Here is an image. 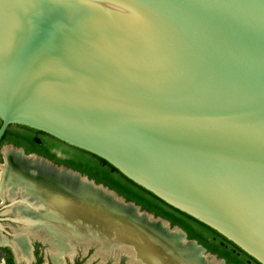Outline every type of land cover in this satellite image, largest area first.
<instances>
[{"label": "water", "instance_id": "obj_1", "mask_svg": "<svg viewBox=\"0 0 264 264\" xmlns=\"http://www.w3.org/2000/svg\"><path fill=\"white\" fill-rule=\"evenodd\" d=\"M13 126L101 158L264 264V0H0V138ZM128 252L110 257L136 264Z\"/></svg>", "mask_w": 264, "mask_h": 264}, {"label": "bare ground", "instance_id": "obj_2", "mask_svg": "<svg viewBox=\"0 0 264 264\" xmlns=\"http://www.w3.org/2000/svg\"><path fill=\"white\" fill-rule=\"evenodd\" d=\"M1 154L0 197H19L14 206L23 228L18 231V249L27 245L24 230L46 231L52 237L67 235L63 238L64 249L69 237L86 244L93 240L101 257L126 248L128 260L136 257V264H221L199 246L185 241L180 230L167 228L162 221L122 203L81 177L39 158L22 156L11 146ZM53 257L56 261V255Z\"/></svg>", "mask_w": 264, "mask_h": 264}, {"label": "trees", "instance_id": "obj_3", "mask_svg": "<svg viewBox=\"0 0 264 264\" xmlns=\"http://www.w3.org/2000/svg\"><path fill=\"white\" fill-rule=\"evenodd\" d=\"M5 143L21 146L25 153H39L57 163H64L67 167L87 175V177L92 178L95 182L106 185L116 193L122 195L125 200L132 201L141 208L167 219L170 224L179 226L186 233L187 238L194 239L206 251L224 259L226 263L260 264L234 247L222 235L211 232L174 211L156 196L122 176L115 168L101 158L91 156L89 152L71 150L67 144L46 133L19 126H13L5 138L3 132L0 138V145ZM46 144L60 148L62 152L68 153L71 157L56 158L53 153H49Z\"/></svg>", "mask_w": 264, "mask_h": 264}, {"label": "crops", "instance_id": "obj_4", "mask_svg": "<svg viewBox=\"0 0 264 264\" xmlns=\"http://www.w3.org/2000/svg\"><path fill=\"white\" fill-rule=\"evenodd\" d=\"M12 222L13 226L9 225V223H6L1 227L2 229L0 228L2 230L0 232V247L7 249V251L9 252V256H11L12 264H30L31 262H33L34 258L32 255V248L34 242L39 244L40 251L38 253V256L40 258V262L38 264H65L67 261L72 262L75 255L74 248L79 245H76L74 242L71 243V241L67 240V248L64 249L65 245L63 244V238H65L66 236L63 235L61 237H58L53 234L52 237L46 231L42 233L31 232L33 233L32 235L26 234L24 231L23 235L26 236L25 241L28 245V251L27 256L23 257L20 253V249H18L16 245V240H18V237H20L18 236V228L21 227V222H19V220H17L16 218H13ZM59 222L61 224L60 226H64L62 225V221L59 220ZM64 228L65 227H63L62 229ZM54 255H56L57 257L56 261L53 260ZM0 264H7L3 257H0Z\"/></svg>", "mask_w": 264, "mask_h": 264}, {"label": "rangeland", "instance_id": "obj_5", "mask_svg": "<svg viewBox=\"0 0 264 264\" xmlns=\"http://www.w3.org/2000/svg\"><path fill=\"white\" fill-rule=\"evenodd\" d=\"M7 146H9V145H7V144H1L0 145V166L3 165V158H2L1 151ZM18 199H19V197H15L13 199L0 197V228L6 223L7 224L9 223V225L13 226V222L12 221H13L14 215H16V218H17V215H18V212L17 211L15 212V210H14V206L17 205ZM19 217H21V216H19ZM22 223H24V222H22ZM59 224H60V222H59ZM1 229H0V232L2 231ZM21 229H23L22 228V224H21V227L18 228V231L21 230ZM32 231H34V230H32ZM28 232L26 234H29V235L33 234L31 232L30 233H28ZM65 236L67 237V235H65ZM24 238H25L24 240H26V236ZM18 245H20V244H18ZM21 247H22V249L20 250L21 255L22 256L24 254L27 255L28 245L25 244L24 247L23 246H21ZM87 250H89V249H87V247H85V249H84L83 245H79V246L75 247L74 248V252H75L74 254H79L80 253L82 255V254H84L86 252L87 255H85L84 259H82V260L81 259L77 260L78 256L74 257L73 261L76 260L77 263L82 262V264L83 263L84 264H97V263L104 262V259H102L101 256L96 253V249L95 248H93V249L91 248L88 252H87ZM205 256H207V255H205ZM0 257H3L7 264H12V259H11V256H9V252L7 251V249H4V248L0 247ZM118 261H120L122 264H127L125 258L122 259V257H116V256L113 257V258H110V263L111 264L117 263Z\"/></svg>", "mask_w": 264, "mask_h": 264}, {"label": "flooded vegetation", "instance_id": "obj_6", "mask_svg": "<svg viewBox=\"0 0 264 264\" xmlns=\"http://www.w3.org/2000/svg\"><path fill=\"white\" fill-rule=\"evenodd\" d=\"M5 144H11V143H5ZM11 145H13V144H11ZM13 146H15V145H13ZM15 147H19L23 152H24V150H23V147H21V146H15ZM46 147L48 148V151H49V153H53L54 154V156L56 157V158H69V157H71V155H69L68 153H65V152H62V150L60 149V148H55V147H53V146H50V144H46ZM25 153V152H24ZM31 153H33V154H35V155H38V156H40V157H43V158H45V159H47V160H49L50 162H52V163H54V164H56V165H63V166H65V167H67L64 163H57L56 161H54V160H52V159H50V158H48V157H45V156H43V155H41V154H39V153H34V152H31ZM26 154H30V153H26ZM74 157V156H73ZM67 168H69V167H67ZM71 169V168H70ZM72 170H74V169H72ZM74 171H77V170H74ZM78 173H80L79 171H77ZM81 175H85V174H83V173H80ZM86 177H87V175H85ZM87 178H89V177H87ZM89 179H92V178H89ZM93 180V179H92ZM94 181V180H93ZM95 182V181H94ZM95 183H98V182H95ZM102 184V183H101ZM106 186V185H105ZM109 188V187H108ZM111 189V188H110ZM113 190V189H112ZM122 196V195H121ZM16 197H18V195L16 196ZM140 207V206H139ZM141 208V207H140ZM141 209H143V208H141ZM144 210H146V209H144ZM146 211H148V210H146ZM148 212H150V213H152V214H154V215H157V214H155V213H153V212H151V211H148ZM159 216V215H158ZM161 217V216H160ZM14 218H16V215H14ZM19 216L17 215V220H19ZM163 218V217H162ZM165 219V218H164ZM167 220V219H166ZM168 221V220H167ZM170 223V222H169ZM93 245V244H92ZM83 247H84V249H85V247H87V249H93V248H95V246H91V245H86V246H84L83 245ZM89 250H87V252L89 251ZM39 244L38 243H36V242H34L33 243V248H32V255H33V258H34V260H33V262H31L30 264H38L40 261H39V256H38V253H39ZM85 255H87V253L85 252L84 254H75V256L74 257H77L78 256V258H77V260H79V259H84V257H85ZM122 257V259L124 258V256H121ZM102 259H104V262H101V263H97V264H109L110 263V256L109 257H101ZM74 259V258H73ZM65 264H82V262H80V263H77V261L75 260V261H73L72 260V262H66ZM84 264V263H83ZM111 264V263H110ZM113 264H122L120 261H118L117 263H113Z\"/></svg>", "mask_w": 264, "mask_h": 264}]
</instances>
